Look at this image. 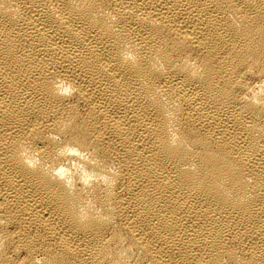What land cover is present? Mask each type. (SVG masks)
Here are the masks:
<instances>
[{"label": "bare ground", "instance_id": "obj_1", "mask_svg": "<svg viewBox=\"0 0 264 264\" xmlns=\"http://www.w3.org/2000/svg\"><path fill=\"white\" fill-rule=\"evenodd\" d=\"M0 264H264V0H0Z\"/></svg>", "mask_w": 264, "mask_h": 264}]
</instances>
